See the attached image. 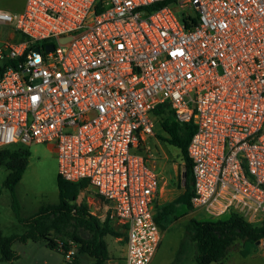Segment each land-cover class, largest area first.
Instances as JSON below:
<instances>
[{
    "label": "built area",
    "instance_id": "obj_1",
    "mask_svg": "<svg viewBox=\"0 0 264 264\" xmlns=\"http://www.w3.org/2000/svg\"><path fill=\"white\" fill-rule=\"evenodd\" d=\"M0 26L24 38L0 42L15 62L0 72V150L51 146L58 176L122 227L124 264H149L160 242L145 144L164 103L195 129L192 210L264 219V0H26Z\"/></svg>",
    "mask_w": 264,
    "mask_h": 264
},
{
    "label": "trees",
    "instance_id": "obj_2",
    "mask_svg": "<svg viewBox=\"0 0 264 264\" xmlns=\"http://www.w3.org/2000/svg\"><path fill=\"white\" fill-rule=\"evenodd\" d=\"M23 39L22 37L21 40ZM14 65L15 62L10 61L0 68V72ZM152 116L154 125L157 122L165 133L166 137H160V140L178 149L184 161L183 178L180 181L182 194L156 214L155 222L160 228V219L169 223L175 218V205L182 204L192 210L190 199L193 180L186 148L195 129L190 124L177 123L172 109L166 103L158 105ZM22 148L25 147L16 146L0 150V166H4L7 171L4 186L11 196V208L15 217L24 229L22 234L11 236H3L0 230V261L12 262L18 258V253L12 249L15 243H40L63 257L67 251L72 250V264H79L80 257L90 259L91 264H107L109 252L105 237L125 240V234L120 225L106 217L100 221L97 216L90 214L85 203L76 202L87 183H69L58 176V203L41 206L37 213L26 219L19 216L16 186L28 166L29 158V152ZM189 227L192 232L186 240L195 244V264H222L228 252L238 242L242 246L241 254L245 256L248 253L247 247L256 249L257 243L264 238V219L259 223H251L234 210H229L213 221L191 219ZM181 252L180 247L177 257Z\"/></svg>",
    "mask_w": 264,
    "mask_h": 264
},
{
    "label": "rangeland",
    "instance_id": "obj_3",
    "mask_svg": "<svg viewBox=\"0 0 264 264\" xmlns=\"http://www.w3.org/2000/svg\"><path fill=\"white\" fill-rule=\"evenodd\" d=\"M0 27V29L4 28V34L0 37L3 42L16 43L21 40L22 36L16 34L12 28ZM9 34L15 36L12 38L9 37ZM6 61L0 60V68L6 64ZM160 137L166 136L156 122L153 136L149 137L146 141L145 146L148 148V151L145 152L150 156L154 154L158 157H165L163 160L165 161V166L159 175V183L162 185L166 183L164 190L170 194L169 198L173 202L183 191L180 188V181L183 178L184 161L180 151L165 141H161ZM13 147H10V149ZM22 149H26L29 152V158L28 166L16 186V197L20 207L19 216L26 219L37 213L41 206L58 203V164L54 149L47 144H33ZM6 175L7 171L5 167L0 166V230L3 236H11L22 234L24 229L11 208V196L4 186ZM76 202L85 203L89 211H94L99 220H103L104 212L91 186L86 185L81 190ZM174 214L175 218L169 223H166L163 219L159 220L161 237L152 264H170L175 254L177 256V251L180 247L182 248V252L179 256L180 262L178 264H195V244L194 242L186 240L188 234L192 232L189 227V222L191 219L196 221H213L216 219L203 210H188L182 204L175 205ZM105 241L109 252L107 264H124L122 258L125 245L124 238L116 239L106 236ZM16 245H20V243H16ZM241 249V243L238 242L228 252L222 264H256L264 252L257 247V254L251 257H243L240 255ZM91 262L86 257H80L79 264H91Z\"/></svg>",
    "mask_w": 264,
    "mask_h": 264
},
{
    "label": "crops",
    "instance_id": "obj_4",
    "mask_svg": "<svg viewBox=\"0 0 264 264\" xmlns=\"http://www.w3.org/2000/svg\"><path fill=\"white\" fill-rule=\"evenodd\" d=\"M25 2L26 0H0V11L7 12L15 16L23 11L25 7ZM5 27L12 28L9 26H5ZM3 34H4V28L0 29V37H2ZM14 36L9 34V37L13 38ZM0 42H3V41L0 39ZM164 158L165 157H162V156L160 157L155 156L154 154L151 155L150 162L151 164L155 166L156 170L159 171V175L161 174L162 169L165 166V161H163ZM159 180H160V177H159ZM165 185L166 183L164 185L159 183L156 214H158L159 210L162 207L172 202V199L169 198L170 194H168V192L164 190ZM162 203L164 204L161 205ZM12 249L18 253V258L12 262L0 261V264H65L66 263L64 257L60 253L53 251V250H49L43 244H40V243H27V244H20V245H16L15 243L13 244ZM123 252L124 253H123L122 258L124 259L125 245H124ZM247 252H248L247 255L243 256L240 251V255L243 257H251L257 254L258 250L256 249L253 250L250 247H247ZM155 255L156 253L150 260L149 264H152V261ZM179 262H180L179 257H177L175 254V257L173 258L170 264L172 263L178 264ZM256 264H264V252H263V255L259 257V261H257Z\"/></svg>",
    "mask_w": 264,
    "mask_h": 264
},
{
    "label": "water",
    "instance_id": "obj_5",
    "mask_svg": "<svg viewBox=\"0 0 264 264\" xmlns=\"http://www.w3.org/2000/svg\"><path fill=\"white\" fill-rule=\"evenodd\" d=\"M65 41H66V39H61V40H60V42H65ZM46 49H47V50H52V49H53V46H52V45L47 46ZM34 51H38V48L35 47V48H34ZM257 245H258V243H257Z\"/></svg>",
    "mask_w": 264,
    "mask_h": 264
}]
</instances>
